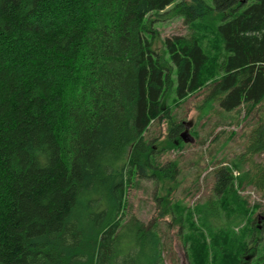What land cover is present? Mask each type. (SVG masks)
Here are the masks:
<instances>
[{
    "label": "trees",
    "instance_id": "1",
    "mask_svg": "<svg viewBox=\"0 0 264 264\" xmlns=\"http://www.w3.org/2000/svg\"><path fill=\"white\" fill-rule=\"evenodd\" d=\"M163 12L190 31L161 53ZM203 89L207 112L264 106V0H0V264H164L156 225L125 221L127 195L144 179L173 189L179 164H161L147 133L166 120L183 146L172 110ZM261 154L263 117L214 171L210 233L225 231L221 210L261 231L236 188L264 192ZM200 234L188 240L203 251ZM249 249L231 264H254Z\"/></svg>",
    "mask_w": 264,
    "mask_h": 264
},
{
    "label": "rangeland",
    "instance_id": "2",
    "mask_svg": "<svg viewBox=\"0 0 264 264\" xmlns=\"http://www.w3.org/2000/svg\"><path fill=\"white\" fill-rule=\"evenodd\" d=\"M207 2L213 5V0ZM167 12L162 13L161 21L154 26L159 34L155 49L161 53L164 39L186 35L190 31L182 18L173 17ZM207 92V89H203L191 95L180 107L172 110L176 121L185 125L182 133L188 131L193 142H184L180 135L183 146L179 147L175 142L173 144L176 147H173L167 140V121H156L151 125L147 139L156 141L159 162L165 165L177 161L179 164L180 175L174 184L177 187L174 186L168 193L167 189L171 186L168 181L157 183L151 179L139 180L127 195L125 221L135 216L147 226L156 225L162 239L164 264H231L243 245L251 249L245 256L247 262L264 264V221L260 220V216L264 217V192L254 186L236 185L246 208L250 213L253 212L255 225L261 229L254 235L247 217L240 224L234 223L223 210L217 225H212L218 230H225L222 233H210L201 221L205 216L202 208L213 197L214 171L225 165L233 167V161L244 152L247 135L257 126L261 117L264 118V106L252 115L247 113L245 107L227 114L217 104L207 112L204 106ZM173 97L174 93L167 100L169 105H172ZM254 163L264 166V154L256 156ZM250 165H244L243 169L248 170ZM233 170L239 172L235 168ZM193 215L194 220L191 221ZM193 223L199 228L198 231L192 229ZM181 224L186 227L182 229ZM200 233H203L207 243L203 251L197 245L195 248L192 242V236L195 235L197 239ZM253 236V242H259L257 245L251 243Z\"/></svg>",
    "mask_w": 264,
    "mask_h": 264
},
{
    "label": "water",
    "instance_id": "3",
    "mask_svg": "<svg viewBox=\"0 0 264 264\" xmlns=\"http://www.w3.org/2000/svg\"><path fill=\"white\" fill-rule=\"evenodd\" d=\"M181 137H182L183 141L186 142V143L193 142V138L189 135L188 131L182 133ZM263 218L264 217L260 216V220L263 219Z\"/></svg>",
    "mask_w": 264,
    "mask_h": 264
}]
</instances>
